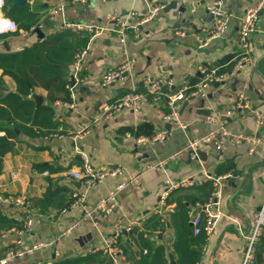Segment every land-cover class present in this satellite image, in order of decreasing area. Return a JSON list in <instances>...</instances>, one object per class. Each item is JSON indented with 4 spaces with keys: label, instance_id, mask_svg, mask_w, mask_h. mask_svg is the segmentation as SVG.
I'll use <instances>...</instances> for the list:
<instances>
[{
    "label": "crops",
    "instance_id": "obj_1",
    "mask_svg": "<svg viewBox=\"0 0 264 264\" xmlns=\"http://www.w3.org/2000/svg\"><path fill=\"white\" fill-rule=\"evenodd\" d=\"M84 1L66 5L68 21L106 26L109 15L117 12L122 19L133 23L135 16L129 17L131 12L142 15L152 4L166 8L154 21L144 25L139 35L128 33L124 42L116 33L102 35L90 42L87 33L62 30L59 18L52 21L47 17L51 6L58 0L52 3L27 0L24 6L28 7V12L24 15L21 13L24 6H15L7 12L10 2H6V15L24 26L16 33L0 35V56L19 53L34 45L51 46L66 38L65 33L69 34L67 39L71 44L83 46L88 53L84 71L79 75L85 81L73 93L66 84L68 99L56 100L51 105L54 110L52 120L57 125L55 133L41 136L37 126L30 128L32 121L25 122L21 117L12 123L0 121V127L4 129L0 130V137H6V129L17 125L15 123L20 126L15 129L16 136L10 138L9 150L4 154L0 150V196H29L27 207L0 201V216L13 223L9 229H0V261L24 246L40 243L50 245L33 254L15 258L9 264H54L79 257H102L101 253H93L92 248L98 247L101 239L121 221L138 224L120 240L126 257L124 264H139L145 258L149 264H182L184 260L177 253V243L180 248L189 249L192 256H200L195 264H241L249 220L264 201V145L258 146L251 155L247 144L229 146L223 153L217 151L213 144H208L200 148L205 153L202 158L199 155L198 159L192 160L184 155L171 161L164 170H148L146 167L185 149L190 139L203 137L217 129L223 119L210 124L207 122L210 115L200 113L201 110H211L212 116L219 112L223 118L227 111L233 109L238 93L246 85L251 108L264 115V0H221V9L228 15L226 29L219 37L206 41V45L199 43V37L204 38V31L215 28V18L206 11L217 0H186L181 2L182 5H179L180 0ZM258 5L262 9L256 30L251 35L255 47L253 67L246 66L235 80L218 86L215 85L217 82L213 83L208 89V97L203 100L191 101L186 108V102L179 103V121L185 125L184 129L164 120L158 109L165 113L170 109L155 102L156 94L147 89L144 80H172L173 88L165 86L161 89L163 93L170 94L181 90L184 82L194 89L203 79V68L218 73L230 71L239 51L241 20L247 10ZM40 25L41 32H36ZM176 32L184 33V37ZM128 59L135 63L126 81L111 88H102L100 80L103 73ZM65 65L67 68L63 74L68 80L73 76L71 62H65ZM0 76V99H3L16 92L17 87L11 77L2 75V70ZM56 77L61 78L60 75ZM31 90L26 100L33 101L35 109L50 105L46 88L35 86ZM132 91L147 95L148 102L140 103L138 111L124 109L107 122L92 123L102 104H114ZM34 96L41 98L40 103L34 100ZM202 101H205L203 106ZM63 102L76 104L77 109L62 108ZM0 107L13 111V106L8 107L2 102ZM48 121L46 117L45 123ZM144 124H148L144 129L146 133L155 135L166 129L170 135L161 143L138 145V138L151 136L142 134L137 137L132 132H124V129L136 132ZM227 127L233 133L258 134L264 140V126L257 129L252 115L247 112L235 111L228 118ZM76 147L88 156L94 168L122 167L124 170L122 176L107 177L104 183L89 191L87 203L91 207L121 181L138 174H141V179L138 186H128L119 192V212L111 214L97 226L81 221L73 233L67 234L66 231L82 215L81 208H68L73 193L83 189L81 183L70 176V172L81 171L84 164ZM206 175L213 178L231 175L222 180L220 216L215 233L210 237L204 232L195 235L189 217V212L207 203L213 192L212 182L198 183ZM192 178L190 185L172 190L162 205L167 181L179 184ZM207 185L208 190L211 189L208 199L192 203V197L201 198V188ZM63 200L64 206H60ZM183 204L186 210H183ZM27 219L32 221V227L20 237L14 230L24 229ZM4 224L0 222V226ZM157 251L162 252L160 257Z\"/></svg>",
    "mask_w": 264,
    "mask_h": 264
},
{
    "label": "built area",
    "instance_id": "obj_2",
    "mask_svg": "<svg viewBox=\"0 0 264 264\" xmlns=\"http://www.w3.org/2000/svg\"><path fill=\"white\" fill-rule=\"evenodd\" d=\"M52 3L53 0H47ZM7 0H0V35L16 33L18 32V24L8 17L5 13ZM85 2L84 0H58L57 3L53 4L49 10L48 18L52 21L59 18V27L62 30H71L79 33H87L90 37L89 41H93L95 38L102 35L117 34L121 40L124 42L128 37V33H133L135 36L142 33V28L144 25L148 24L157 17L158 13L166 8V6L161 4H152L148 7L146 12L142 15L136 12H131L130 16H135V21L132 23L127 19H122L117 12H113L108 17L109 24L106 26H97L92 24H84L77 22H70L66 19L65 9L68 3L76 4ZM186 0H180L179 5H182ZM222 1L217 0L213 2L209 7V13L215 18L216 26L210 31H204V38L199 37V43L206 45V41L213 38L219 37L226 29L228 22V15L221 9ZM261 5L251 8L246 11L244 17L241 20L238 31V43L239 51L236 56L235 64L232 66L230 71L218 73L216 70H207L205 68L201 69V74L203 76L202 81L194 88L190 89V86L184 82L183 88L179 91H171L170 94H165L162 92V87L167 86L169 89L173 88L174 83L172 80L158 79L156 81H149L145 79V85L147 89L150 90L155 95V102L163 104L170 109L169 113H165L158 109L160 116L170 123H176L178 127L184 129L185 125L179 121V103L186 102L189 103L194 100H203L207 96L208 89L213 83H222L225 81L235 80L241 75L242 70L249 66L253 67V56H254V44L251 40V35L256 30V25L259 19V13L261 11ZM39 29L42 25L38 26ZM178 36L184 37V33L176 32ZM89 42V43H90ZM88 49H83L78 51L71 63V69L73 71L72 78L67 80V89L73 93L78 85H81L85 79H81L79 75L84 71V61L87 56ZM135 61L133 59H128L123 64L107 69L101 76L100 85L102 88H111L117 83L125 82L127 76L134 69ZM247 85L240 90L238 93L237 100L232 110L227 111L223 118H220V113L215 112L212 116L207 118V122L210 124L223 119L219 122V127L207 135L200 138H193L188 141L187 147L171 157L159 161L155 164H148L147 169L157 170L165 169L166 166L171 162L181 159L184 155H188L190 159L195 160L199 157V150L202 146L213 144L217 151L223 153L229 146H238L241 144H247L249 146V154H253L256 148L260 145H264V140L258 136V134L249 135L243 132H231L227 127L228 118L234 114L235 111L247 112L252 115L255 126L257 129H261L264 126V115L260 111L253 110L250 105V100L247 95ZM165 98V100L163 99ZM148 102L147 95L138 93L136 91L128 92L123 95L114 104H102L100 106V111L96 114L92 123L99 125L102 122L109 121L114 115L119 113L124 109H129L133 111H138L140 103ZM60 104V103H58ZM62 108L68 110H76L77 105L73 103L63 102L61 104ZM170 132L166 129L159 131L157 134L151 137H142L136 140L138 145L144 144H156L161 143L167 139ZM54 137H58L54 135ZM81 138V137H80ZM76 152L82 156L84 164L82 170L79 172H70V176L76 181L80 182L83 186L82 191H75L72 195V202L69 204L68 208H81L82 215L79 221H76L68 231L67 234L73 233L80 225L81 221L90 222L91 224L97 226L100 221L107 220L109 216L115 212L120 211V205L118 202V194L120 191L128 186H138L141 179V174H138L129 180H124L116 186L115 189L111 190L110 193L101 198L96 205L89 206L87 204V196L89 191H91L97 185L104 183L107 177H120L124 174L122 167L97 169L91 163L88 156L76 147ZM231 176V175H230ZM230 176L213 178L209 175L204 177V180L199 181V185H202L204 181H210L214 185L213 192L207 201V203L199 206L196 210H191L189 212V217L191 224L193 226L194 234L199 235L202 232L207 237H210L215 233L217 226V221L220 216V201L222 199V180L229 178ZM194 178L183 181L179 184H172L167 181V188L163 193V206L166 203L172 190L178 188L181 185H190V182ZM0 201L5 203H14L17 206L27 207L29 205V196L26 194L16 196L14 198H2L0 196ZM65 211V210H64ZM159 209L157 210V212ZM32 221L27 219L24 225V229L20 231L14 230L20 237H22L25 231L30 230ZM135 226H138L136 222H130L127 224L118 221L111 233L106 235L101 239V243L98 247L92 248L93 253H101L104 257L109 259L112 264H124L126 261L125 252L120 244L122 237L131 233ZM65 233V234H66ZM264 235V201L251 216L249 220V231L246 234V246L244 248L243 259L241 264H257V254L258 247L263 239ZM18 243L22 245V241L19 240ZM50 244L40 243L33 246H24L22 250L10 253L4 260L0 261V264H9L13 259L20 258L25 255L33 254L36 250L48 247ZM50 264V263H48Z\"/></svg>",
    "mask_w": 264,
    "mask_h": 264
},
{
    "label": "trees",
    "instance_id": "obj_3",
    "mask_svg": "<svg viewBox=\"0 0 264 264\" xmlns=\"http://www.w3.org/2000/svg\"><path fill=\"white\" fill-rule=\"evenodd\" d=\"M11 1L12 0H7V3ZM26 12H28V7H21L22 15ZM22 26L24 25L18 24V28H22ZM68 35V33H65L66 38H62L60 41L53 43L51 46L34 45L33 47L19 53H11L0 56V70H2V75L11 77L17 87L16 92L10 93L5 98L0 99V103L2 102L8 107L13 106L12 112L8 109L0 107V121H8L12 123L15 122L18 117H21V119L25 122L32 121L33 125L30 128L37 126L40 130L39 135L41 136L55 133L57 125L52 120L54 110L51 105L56 100L66 101L68 99V91L65 89L67 79H65L63 74V70H66L67 68L65 62L72 63L76 53L83 49V46L76 47V45L71 44L67 39ZM58 75H60L61 78L58 79L56 77ZM35 86H41L48 90L49 106H42L35 109L33 101L26 100V98H28L31 94V89ZM46 117L49 121L45 123ZM15 124L17 125L6 129V137H0V150L2 149L1 154H4L9 150L10 138L16 136L15 129L20 126H18V123ZM42 125H47V127L44 128ZM146 127H148V124L141 125L136 132H134L133 129H124V132H132L137 137L142 134L146 136L154 135L152 132L146 133L144 131ZM0 130L4 129L0 127ZM207 187L208 185L205 188H201V198L192 197L191 202L196 200L203 202L208 199L211 189L208 190ZM63 204L64 200L59 205L64 206ZM182 206L183 210H186L185 204ZM0 222L5 223L0 226V229H9L13 224L6 221L1 216ZM176 250L180 258L184 260L182 264H195L200 258L198 254L192 256L189 249L180 248L178 243ZM258 252L264 256V240L261 241ZM161 254L157 251L158 257H160ZM54 264H112V262L103 256H89L63 260ZM139 264H149V261L146 262L145 258V260H141ZM261 264H264V260Z\"/></svg>",
    "mask_w": 264,
    "mask_h": 264
},
{
    "label": "water",
    "instance_id": "obj_4",
    "mask_svg": "<svg viewBox=\"0 0 264 264\" xmlns=\"http://www.w3.org/2000/svg\"><path fill=\"white\" fill-rule=\"evenodd\" d=\"M26 2H27V0H12V1L10 2V5H9L8 8H7V12H9V11H10L13 7H15V6H24V5L26 4ZM206 13L208 14L209 11L207 10ZM209 14H210V13H209ZM210 15H211V14H210ZM214 21H216V20L214 19ZM215 24H216V23H215ZM215 26H216V25H215ZM36 32H41V31H40L39 28H37V29H36ZM215 85L218 86L219 83H216ZM210 97H211V96H210ZM34 100L37 101L38 103H40L41 98H40L39 96H34ZM204 102H205V101H202V102H201V106H203ZM187 106H188V103H185V104H184V107L186 108ZM200 113L209 116V115H211V110H201ZM198 153H199V155H200L201 158H202L203 154H205V153H203V151H201V150H199ZM262 262H263V254L259 253V254L257 255V263H258V264H261Z\"/></svg>",
    "mask_w": 264,
    "mask_h": 264
},
{
    "label": "rangeland",
    "instance_id": "obj_5",
    "mask_svg": "<svg viewBox=\"0 0 264 264\" xmlns=\"http://www.w3.org/2000/svg\"><path fill=\"white\" fill-rule=\"evenodd\" d=\"M119 202V201H118ZM88 204V203H87ZM119 205H120V203H119ZM68 207H69V205H68ZM24 225H25V223H24ZM31 227H32V225H31Z\"/></svg>",
    "mask_w": 264,
    "mask_h": 264
}]
</instances>
